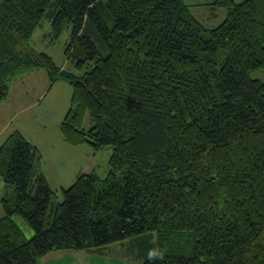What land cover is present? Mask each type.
I'll list each match as a JSON object with an SVG mask.
<instances>
[{
    "label": "trees",
    "instance_id": "1",
    "mask_svg": "<svg viewBox=\"0 0 264 264\" xmlns=\"http://www.w3.org/2000/svg\"><path fill=\"white\" fill-rule=\"evenodd\" d=\"M203 5L225 12L217 26L184 0H0V103L41 69L50 89L71 87L63 142L112 149L104 178L81 174L53 203L39 150L4 139L0 264L133 238L143 264H264V81L250 77L264 69V0ZM44 19L53 40L70 28L81 75L27 49Z\"/></svg>",
    "mask_w": 264,
    "mask_h": 264
},
{
    "label": "rangeland",
    "instance_id": "2",
    "mask_svg": "<svg viewBox=\"0 0 264 264\" xmlns=\"http://www.w3.org/2000/svg\"><path fill=\"white\" fill-rule=\"evenodd\" d=\"M208 0H184L191 5V13L206 27H215L225 16L221 10L219 17L211 23L205 22L202 13L209 12L203 6L195 3ZM239 1V0H236ZM70 28L64 31L57 40H53L50 21L42 20L27 45V49L39 53L44 52L52 57L57 66L63 70L81 75L85 69L78 71L74 63L67 60L64 51L69 42ZM252 79L264 81V69L250 74ZM71 87L60 80L49 88L48 79L43 70H33L14 80L9 89L8 97L0 103V131L5 139L14 131H19L24 138L35 146L40 154V166L48 175L50 187L55 192L53 203L62 201V189L70 187L81 174L93 172L104 178L108 173V162L111 157V147H105L93 155L89 146L82 148L91 156L90 162L77 165L70 158L72 148L65 144L59 132V125L70 106ZM84 128L91 126L89 116H85ZM9 132V134H7ZM7 135V136H6ZM0 140V145H1ZM83 160V159H82ZM81 171V172H80ZM81 173V174H79ZM3 180L0 177V218L4 216L2 197L5 192ZM14 220L29 239L33 231L20 216ZM153 238L155 234L152 235ZM147 251L140 239H127L122 242L107 245L99 249L82 251H56L43 257L39 264H143Z\"/></svg>",
    "mask_w": 264,
    "mask_h": 264
},
{
    "label": "crops",
    "instance_id": "3",
    "mask_svg": "<svg viewBox=\"0 0 264 264\" xmlns=\"http://www.w3.org/2000/svg\"><path fill=\"white\" fill-rule=\"evenodd\" d=\"M212 0H208V1H205V2H198V3H195L194 5H196V6H203L204 7V9L205 10H208L209 12H205V13H202V18L204 19L205 18V15L207 14V16H206V20H205V22H207V23H211L212 21H214V20H216L218 17H219V15L221 16V15H223V14H221L222 12H221V10H217L216 12H215V14H216V17L215 18H213L212 19V10L210 9V7H208L207 5H203V4H207V3H210ZM223 11V10H222ZM211 17V18H210ZM224 17V16H223ZM223 17L221 18V20H223ZM196 18V17H195ZM197 19V18H196ZM5 131H0V140H3L4 141V139H2L3 138V133H4ZM7 134H9V132L7 133ZM7 136V135H6ZM3 141H1V143L3 142ZM71 153V157L70 158H73V162H75L77 165H79L80 163H87V162H90V159H91V156H90V154L87 152V150H84V148H82V147H73L72 148V151L70 152ZM83 159V160H82ZM83 161V162H82ZM81 172V171H80ZM79 174H81V173H79ZM45 257V256H44ZM43 260V258L42 259H40V261H42Z\"/></svg>",
    "mask_w": 264,
    "mask_h": 264
}]
</instances>
